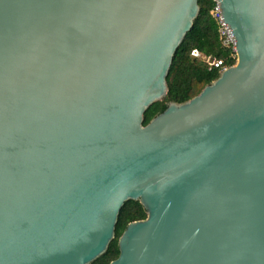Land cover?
<instances>
[{"label": "water", "instance_id": "1", "mask_svg": "<svg viewBox=\"0 0 264 264\" xmlns=\"http://www.w3.org/2000/svg\"><path fill=\"white\" fill-rule=\"evenodd\" d=\"M237 61L170 102L198 0H0V264H264V0H215Z\"/></svg>", "mask_w": 264, "mask_h": 264}, {"label": "trees", "instance_id": "2", "mask_svg": "<svg viewBox=\"0 0 264 264\" xmlns=\"http://www.w3.org/2000/svg\"><path fill=\"white\" fill-rule=\"evenodd\" d=\"M199 12L193 26L178 46L167 76L168 92L162 99L152 103L144 113V124L166 109L170 102H185L220 75L219 68H209V64L193 57L191 51L198 48L204 54L222 59L225 65H233L237 58L232 57V46L223 43L219 22L214 16L215 0H198ZM147 212L139 200H127L122 206L115 228V237L105 253L90 264H110L119 256L118 240L127 224L145 219Z\"/></svg>", "mask_w": 264, "mask_h": 264}, {"label": "built area", "instance_id": "3", "mask_svg": "<svg viewBox=\"0 0 264 264\" xmlns=\"http://www.w3.org/2000/svg\"><path fill=\"white\" fill-rule=\"evenodd\" d=\"M213 12H214L213 14H214L215 18L219 22V26H220L219 31H220V35L223 39V43L226 45L232 46V57L237 58V52H236V48H235L236 40H235L234 34L232 32V29L225 22L223 15L221 13V10H220L219 3L217 1H216V5H215ZM191 55L193 57H196V58H199L201 60L206 61L209 64V68L215 67V68H219L221 71V70L226 69L227 67L231 66V65H225L222 59L215 58L213 56L204 54L198 48H193L191 51Z\"/></svg>", "mask_w": 264, "mask_h": 264}]
</instances>
